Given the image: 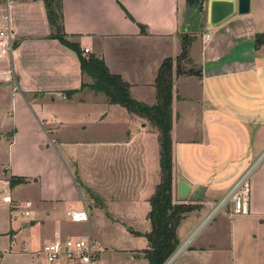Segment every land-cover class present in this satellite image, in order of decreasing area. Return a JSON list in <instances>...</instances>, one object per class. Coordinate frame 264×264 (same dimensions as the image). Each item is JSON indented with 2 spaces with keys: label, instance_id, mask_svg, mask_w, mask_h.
<instances>
[{
  "label": "crops",
  "instance_id": "crops-1",
  "mask_svg": "<svg viewBox=\"0 0 264 264\" xmlns=\"http://www.w3.org/2000/svg\"><path fill=\"white\" fill-rule=\"evenodd\" d=\"M210 1L204 3L207 15ZM61 4L64 33L80 54L51 37L43 0H0V31L7 15L15 40L7 49V41L0 38V140L9 145L2 168L9 179L32 182L11 192L34 187L37 193L34 200L21 196L22 208L27 202L34 208H24L23 217L35 216L26 223L15 222L11 243L17 246L23 231L33 233L23 249L35 264H43L33 255L41 258L45 244L77 238L60 213L65 205L67 216L79 210L68 208L79 202L70 168L78 162L83 175L84 162L106 163L108 157L121 161L125 155L133 161L132 171L125 174L129 184L122 188L135 196L128 204L135 210L143 207L149 221L150 199L161 181L158 134L149 133L140 117L110 105L103 94L82 89L93 81L82 72L81 57L104 60L110 72L129 83L132 97L145 105L156 104L158 70L171 58L173 156L179 161L177 174L198 195L196 203L191 202L198 209L179 226L180 246L166 264H264V45L255 47L257 35L264 34V0H252L248 15H235L214 30L207 31L211 28L207 25L202 33L185 36L182 29H191L184 28L187 0H61ZM183 39L189 42V55L178 65ZM178 68L193 74L179 75ZM2 94L4 103L9 100L6 107ZM114 119L125 129L113 140L106 129L112 128ZM150 149L157 165L148 159ZM254 163L251 214L235 215L226 208L213 216L218 196L228 193ZM85 179L95 181L92 176ZM100 183L103 192L89 186L99 190L109 206L114 200L105 202L104 194L112 186L102 176ZM0 205L13 212L3 197ZM88 235L92 237L90 230ZM21 251L15 248L14 254L23 255Z\"/></svg>",
  "mask_w": 264,
  "mask_h": 264
},
{
  "label": "rangeland",
  "instance_id": "rangeland-1",
  "mask_svg": "<svg viewBox=\"0 0 264 264\" xmlns=\"http://www.w3.org/2000/svg\"><path fill=\"white\" fill-rule=\"evenodd\" d=\"M198 13H199L198 17L200 18V22L197 24H195L197 12L196 14L190 16L189 10L187 9V11L184 13L183 18L186 17L190 18L189 22L195 24L193 28H195L197 31L202 33L201 29H203V27L208 25L207 9L203 8ZM184 25L185 28L186 23ZM206 29L207 31L214 30L212 28L208 29V27ZM182 32H184L183 29ZM192 32L193 31H189L187 33H192ZM185 33L186 32H184L182 36H185ZM6 41H7L6 42L7 49H9V47H13V45L10 46L8 40ZM183 42L184 39L182 40V44ZM184 60H187V58L182 59L179 62V64L183 63ZM86 76H88L94 82V79L90 75L86 74ZM5 97H6L5 94L1 97L2 107L4 106L6 107L9 102V100L6 99V102L4 103ZM9 120L10 119L6 120V122L3 123V126L7 125ZM141 122H143L144 124H146V126H148L149 133H152L154 136L158 134L157 129L147 119L146 120L142 119ZM110 128L111 129H106V133L112 134L110 138L114 140L118 137L120 138L121 134L125 129V124H123L121 120L119 121L118 119H114L111 122ZM141 132L144 131L141 130ZM158 138H159V134L157 135V140ZM147 141L148 143H151L149 140ZM147 156L149 160L153 159L154 165L155 164L157 165L158 160L155 158V155H152V149H150V153L148 152ZM8 157H9L8 142L6 140L1 139L0 140V193L2 194H0V201H2V196L6 194H11L13 195V197L16 198H14L13 202L11 203L13 212L10 211L9 208L0 205V252H1L0 264H35L36 261L32 260L31 258L32 255L27 253L28 255L26 256L25 255L26 253L23 249V244L24 243L26 244L27 240L29 238H32L34 234L30 232L21 231L22 233L20 237L17 239L18 240L16 244L17 246H15L14 244L11 243V230H14L15 227L17 226L15 222L26 223V221H28L29 219L35 216L32 215L30 217H23L24 208H26V206L24 202L25 207L22 208L21 196L25 198L31 197L34 200L37 199L36 198L37 193L35 192L34 187H30V188L25 187L24 189H21L19 192H17L18 191L17 189H14V191H12L13 193L11 192V188H15L19 185H23L25 183L28 184L32 182L31 181L29 182L27 179L22 178L24 181H22L21 184L11 185L10 183L9 185L8 183L9 177L4 171L5 168L2 166L3 164L6 163ZM121 158L122 160L120 161L118 159L114 160L113 158L108 157L106 163L104 162L103 159H101L98 160V164L95 165H91L89 163L87 164L86 162H84V164H86L83 166L85 177L84 174L83 175L81 174L83 173V171L81 172V166H79L78 162L76 166H72L70 168V170L72 171V174L70 173L71 175L70 177L72 178V182L75 188V193L76 196L78 197L79 202L77 206L75 205L71 207L68 206V208L81 209L83 208L85 202L86 205L89 207L90 220L89 223L76 224L71 222V220L68 218L66 213L67 210L66 205H65L66 207L65 206L61 207L60 213H63L65 217L64 218L65 222L68 224V227H70V229L74 231L77 238L79 237L85 238L90 230L94 242H99L100 246L102 247V251H100L98 255V260L96 264H148L147 260L145 259L144 252L148 250L150 247L149 245H148L149 247L146 246L148 241H146L147 239L145 238V235L149 234V232L151 231L150 223H149L150 220L149 221L145 220L144 218L145 211L144 209H142L143 207L136 208L135 210L133 205L128 204L131 197H135V196L132 193L126 192L122 187H126L129 184V177H127L125 174H127L129 171H132L133 161L132 160L128 161L127 159H125V155L122 156ZM174 162L177 167L176 172L174 174L175 178L173 185V193L175 194V203L178 202H180L179 204H183L184 202L189 203L187 205H191V202L196 203L198 198L197 193L194 195L191 194L186 199L183 200L180 199V193H179L180 182L185 179L184 176L177 174L179 170L178 169L179 161L177 162L174 158ZM91 176L95 179L93 183L90 181ZM101 176L104 177V179H107L108 185L112 186V188L108 186L109 188L107 187L105 189L106 191L104 194L106 198L105 202L114 200L113 204H110L109 206L106 203H104V199H103L104 197H102L103 195L99 194V190L102 192L104 191L103 188L102 189L100 188V186H102L101 185L102 183H100ZM12 178H20V177H10L9 180L11 181ZM85 178H87V180H89L90 182H87ZM90 184L93 188L98 186V188L96 189L99 190L93 189L91 186H89ZM192 187L194 189V185ZM150 188H152V185ZM224 192L226 193L227 191L225 190ZM227 194L228 193L218 196L219 198L218 203L215 204L211 209L213 214H214L213 209H215L226 198ZM29 208L31 211L34 210V208L32 207ZM226 208L231 210L232 208L231 204L223 207V209ZM188 214L189 213H187L186 215ZM206 224L207 223H204L203 225ZM11 247L13 248V250H11ZM15 248L17 249L21 248L22 249L21 252H23V255L14 254ZM33 257H35L36 260H38V262H42L43 264L44 262H46V260L43 257L38 258L36 254L33 255ZM167 264L170 263L168 262Z\"/></svg>",
  "mask_w": 264,
  "mask_h": 264
},
{
  "label": "trees",
  "instance_id": "trees-1",
  "mask_svg": "<svg viewBox=\"0 0 264 264\" xmlns=\"http://www.w3.org/2000/svg\"><path fill=\"white\" fill-rule=\"evenodd\" d=\"M47 7L48 21L52 27L51 37L59 39L63 44L80 54L78 45L71 44L64 33L61 0H43ZM206 0H187L189 15L203 9ZM130 17V15L128 14ZM131 18V17H130ZM141 32L145 27L140 25ZM264 45V34H259L255 40V47ZM189 42L185 40L182 44L178 65L182 59L188 58ZM82 72L90 75L94 82L92 85H82V89L89 88L106 96L109 104L119 105L128 113L142 119H147L158 131L160 142V176L161 181L156 186L154 195L150 199L149 220L151 231L145 235L149 249L146 250L145 259L148 264H166L180 246L179 226L187 213L193 212L198 207L185 203H175L173 185L176 165L174 162V142L171 132L173 129V80L174 60L168 58L162 62L155 81L156 104L148 105L135 100L131 95L129 83L125 82L120 75L109 71L104 60L97 57L86 59L81 57ZM177 73H187L177 69ZM199 74V73H198ZM19 181V182H18ZM22 178H12L11 185L21 184ZM142 236V235H141Z\"/></svg>",
  "mask_w": 264,
  "mask_h": 264
},
{
  "label": "built area",
  "instance_id": "built-area-1",
  "mask_svg": "<svg viewBox=\"0 0 264 264\" xmlns=\"http://www.w3.org/2000/svg\"><path fill=\"white\" fill-rule=\"evenodd\" d=\"M4 25L0 31V38L8 40L10 46L14 44V37L10 22H8V16L4 15ZM210 36L207 35V38ZM85 53H89V49L84 50ZM259 162V161H257ZM257 163L252 164L248 170L235 181L232 187L229 189L226 198L215 208V214L219 213L224 206L231 204L234 214L241 216H248L251 214L250 209V196H251V176ZM4 203H12L13 197L10 194L3 195ZM31 206L30 202L26 203V207ZM25 216H29V211H26ZM71 222L88 223L90 220L89 207L84 202L83 208L79 210H71L68 212ZM102 251V247L97 242H94L90 235L85 238H69L62 241L47 243L43 247V251L40 253L49 264H56L62 261L68 264H96L98 255Z\"/></svg>",
  "mask_w": 264,
  "mask_h": 264
},
{
  "label": "water",
  "instance_id": "water-1",
  "mask_svg": "<svg viewBox=\"0 0 264 264\" xmlns=\"http://www.w3.org/2000/svg\"><path fill=\"white\" fill-rule=\"evenodd\" d=\"M251 2L252 0H211L208 7V26L214 28L231 20L235 15H248L251 11ZM198 12L195 24L200 22ZM189 19L190 18L186 20V26L191 29H183L184 32H196L197 30L193 28L195 24L190 23ZM194 192L195 191H191V186L187 181L183 180L180 182L179 193L181 199H186L191 194L194 195Z\"/></svg>",
  "mask_w": 264,
  "mask_h": 264
}]
</instances>
